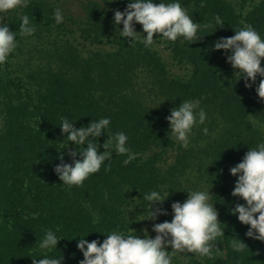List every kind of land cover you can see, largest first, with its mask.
I'll list each match as a JSON object with an SVG mask.
<instances>
[{
	"label": "trees",
	"instance_id": "trees-1",
	"mask_svg": "<svg viewBox=\"0 0 264 264\" xmlns=\"http://www.w3.org/2000/svg\"><path fill=\"white\" fill-rule=\"evenodd\" d=\"M65 2L27 0L26 7L3 14L17 47L0 64V264L45 257L79 264L80 238L103 243L115 231L143 239L148 224L171 222V205L191 191H210L224 236L213 242L211 258L185 251L172 264H264V242L249 238L250 226L231 214L246 202L232 196L238 176L230 173L249 149L264 143V101L256 93L262 77L246 88L227 62L231 52L213 49L218 39L248 25L264 40V0H153L178 2L194 22L211 26L200 29L203 37L194 43L158 34L149 47L141 42L147 35L142 25L134 23L140 34L130 43L120 35L123 24H114V11L132 0H87L80 15ZM24 15L35 26L31 36L20 35ZM186 100H198L196 111L203 109L207 118L192 128L184 148L166 117ZM62 117L77 129L109 118L98 150L104 151L108 136L123 132L130 152L118 154L113 140L111 159L82 186L62 183L54 171L59 156L71 164L68 152L78 148L62 133ZM129 154L135 159L125 165ZM151 191L169 195L154 205L168 214L154 221L147 220L150 202L143 199ZM49 229L60 241L42 250ZM234 238L248 247L234 250Z\"/></svg>",
	"mask_w": 264,
	"mask_h": 264
},
{
	"label": "clouds",
	"instance_id": "clouds-1",
	"mask_svg": "<svg viewBox=\"0 0 264 264\" xmlns=\"http://www.w3.org/2000/svg\"><path fill=\"white\" fill-rule=\"evenodd\" d=\"M113 0H109V3ZM27 0H0V64H4L8 56L17 47L15 32L11 31L5 22L7 12L18 7H26ZM57 24L63 22V14L59 8L54 13ZM20 35L31 36L36 29L31 24L27 15L21 16ZM216 24L223 22L219 16L215 18ZM134 23L142 25L146 37L142 39L145 47L154 43V35H161L171 41L183 37L190 44L201 40L203 36L198 35L202 28L211 25L194 22L180 3H154L153 0H132L127 4L124 11H114V24H123L120 32L121 37L130 38L132 43L138 33ZM223 28V27H221ZM214 50L231 52L226 57L236 74H241L245 81V87L251 88L260 79L256 93L261 101H264V40L250 26L235 30V35L218 39ZM251 81V83H249ZM200 102L182 101L178 107L171 110L166 117L170 124V133L181 146L188 147L189 135L192 128L197 124H204L207 116L203 109L199 108ZM61 131L67 135V140L78 146L76 150H70L68 155L73 163H64V156L60 155L61 163L54 169L62 183L72 186H82L84 181L98 172L106 160L111 159L113 140L115 151L118 154H128L130 150L126 147L127 136L123 132L116 133L103 143L104 151L98 150V138L110 124L109 118L91 121L88 126L77 129L73 122L67 118H61ZM204 134L208 129H203ZM91 138V139H90ZM95 141V142H93ZM87 145L80 150L81 146ZM79 155L80 159H76ZM135 159V154H129L124 164L127 165ZM233 176H238L232 196L241 197L246 204H236L231 210L232 215L238 214V220L244 225H249L246 235L249 238L264 242V143L256 148L249 149L243 157L242 162L230 168ZM188 197L183 202H174L171 205L173 219L171 222L164 221L155 223L152 231L156 233L155 238H150L145 230V238L128 235L125 237L113 231L103 243L99 240L88 242L80 238L77 248L83 254V260L79 264H172V257L178 253L189 252L200 256L212 257V249L216 247L213 243L217 238L224 236V230L220 227L219 213L214 205L210 204V191L187 192ZM167 196H162L158 191H151L143 199L150 202L148 214L149 219L156 220L159 215H167V211L154 205H162ZM137 198H133L136 200ZM36 218L39 213H32ZM27 218V217H26ZM60 238L52 230H47L39 247L51 250L57 247ZM171 251H168V247ZM232 247L236 251H243L248 247L240 239L234 238ZM217 251H219L217 247ZM63 260V259H62ZM61 259L41 258L32 259V264H62Z\"/></svg>",
	"mask_w": 264,
	"mask_h": 264
},
{
	"label": "rangeland",
	"instance_id": "rangeland-1",
	"mask_svg": "<svg viewBox=\"0 0 264 264\" xmlns=\"http://www.w3.org/2000/svg\"><path fill=\"white\" fill-rule=\"evenodd\" d=\"M86 1L87 0H66L65 7L68 8L71 12H74L75 14L80 15L81 13H83V4ZM154 224L155 223L148 224L147 234L150 238H155L156 236V233L152 231Z\"/></svg>",
	"mask_w": 264,
	"mask_h": 264
}]
</instances>
